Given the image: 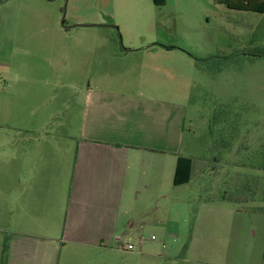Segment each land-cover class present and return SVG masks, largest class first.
Returning <instances> with one entry per match:
<instances>
[{
    "label": "rangeland",
    "instance_id": "374dc122",
    "mask_svg": "<svg viewBox=\"0 0 264 264\" xmlns=\"http://www.w3.org/2000/svg\"><path fill=\"white\" fill-rule=\"evenodd\" d=\"M41 38H57L63 49L44 48ZM89 83L170 87L151 94L186 106L182 150L211 165L193 188L172 187L161 201L163 223L146 235L157 240L143 249L153 243L156 256L142 264H264V218L253 214L264 212V14L217 0H0L6 150L12 136L41 128L76 136ZM14 93L13 120L7 111ZM239 212L245 216L235 224L223 216ZM137 252L115 253L110 264H137L130 254Z\"/></svg>",
    "mask_w": 264,
    "mask_h": 264
},
{
    "label": "crops",
    "instance_id": "0c3cea01",
    "mask_svg": "<svg viewBox=\"0 0 264 264\" xmlns=\"http://www.w3.org/2000/svg\"><path fill=\"white\" fill-rule=\"evenodd\" d=\"M40 43L63 49L57 38ZM60 52L51 56L59 59ZM171 91L159 85L89 83L76 115V136L41 128L35 136H12L7 150L8 142L0 144V264H110L121 251V237L137 245L138 252L130 253L137 264L156 256L153 243L143 249L152 241L148 231L163 223L159 204L172 187L193 188L196 177L211 167L206 157L185 156L182 150L186 106L151 94ZM17 98L14 93L8 102L9 119L16 117ZM180 156L192 159V174L188 184L175 187ZM66 172L71 173L68 187ZM233 187L239 190V182ZM253 214L264 218L262 210ZM223 216L235 224L245 215ZM260 260L264 263V254Z\"/></svg>",
    "mask_w": 264,
    "mask_h": 264
},
{
    "label": "trees",
    "instance_id": "16d2710c",
    "mask_svg": "<svg viewBox=\"0 0 264 264\" xmlns=\"http://www.w3.org/2000/svg\"><path fill=\"white\" fill-rule=\"evenodd\" d=\"M219 3L226 5L231 10L253 12L264 14V0H217ZM156 6H164L167 0H153ZM192 159L190 157L180 156L177 161L174 186L188 184L192 174ZM261 211V209H260ZM5 248L4 251H6Z\"/></svg>",
    "mask_w": 264,
    "mask_h": 264
},
{
    "label": "built area",
    "instance_id": "2783aa9c",
    "mask_svg": "<svg viewBox=\"0 0 264 264\" xmlns=\"http://www.w3.org/2000/svg\"><path fill=\"white\" fill-rule=\"evenodd\" d=\"M145 240L146 238H142L141 242L143 243ZM151 240L155 241L157 240V237L155 235H152ZM118 247L121 251H125V252H133L137 250V245L132 241H130L127 237L119 238Z\"/></svg>",
    "mask_w": 264,
    "mask_h": 264
},
{
    "label": "water",
    "instance_id": "95a60500",
    "mask_svg": "<svg viewBox=\"0 0 264 264\" xmlns=\"http://www.w3.org/2000/svg\"><path fill=\"white\" fill-rule=\"evenodd\" d=\"M81 27L95 26V25H80Z\"/></svg>",
    "mask_w": 264,
    "mask_h": 264
}]
</instances>
